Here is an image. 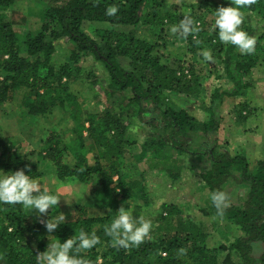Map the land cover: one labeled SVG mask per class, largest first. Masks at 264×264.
Segmentation results:
<instances>
[{
	"label": "trees",
	"instance_id": "1",
	"mask_svg": "<svg viewBox=\"0 0 264 264\" xmlns=\"http://www.w3.org/2000/svg\"><path fill=\"white\" fill-rule=\"evenodd\" d=\"M42 1L41 26L23 39L0 14V105L17 101L33 119L43 120L54 110L67 116L72 140L63 142L50 130L38 156L54 169L58 180L75 179L82 184L93 207L106 213L89 216L87 208L79 206L73 214H64L63 224L48 233L41 221L60 213L58 205L37 219L36 211L23 205L0 204V264H36V254L46 251L48 242L63 243L81 230L89 235L94 232L100 239L94 248L80 253L91 264H264V159L249 163L204 143L217 131L213 110L221 95L212 93L211 115L204 123L175 104L172 98L192 86L193 66L185 65L166 48L171 26L190 15L201 30L195 38L177 35L184 40L186 53L210 49L221 73L232 83L233 93L242 94L246 88L242 80L264 56V0L240 9L244 14L240 30L256 37L255 51L250 55H241L235 46L219 42L218 30L214 29L215 11L234 7L231 0L180 5L167 0ZM6 2L0 0L1 5ZM110 6L119 8L114 17L105 14ZM254 16L262 22L259 35L255 33ZM96 24L103 26L98 29ZM59 38L68 39L74 48L68 62L56 70L52 55ZM89 61L100 65L103 73L84 65ZM76 81L96 90L103 103L99 112L84 110L69 86ZM140 125L148 136L136 145L128 133ZM133 146L139 151L132 157ZM66 152L74 160L72 165L63 161ZM173 153L182 155L183 161L191 164L188 168L204 167L199 178L207 202L199 210L217 219L214 230L218 225L223 227L215 230L218 244L208 247L201 225L192 220L186 225L173 222L171 218L179 216L180 210L163 202L162 216L156 219L150 239L139 247L113 248L104 228L116 218L119 208L127 209L126 202L135 198L145 206L151 200L143 173L137 175L134 159L139 155L137 162L150 160V167L155 169L163 166L173 184L181 176ZM17 170H25L34 180L43 176L29 154L21 153L10 138L0 134V176ZM229 181L243 187L244 196L228 201L221 218L210 196L224 192L223 186ZM256 244L263 245L259 256L253 253ZM180 249L186 254H180Z\"/></svg>",
	"mask_w": 264,
	"mask_h": 264
},
{
	"label": "rangeland",
	"instance_id": "2",
	"mask_svg": "<svg viewBox=\"0 0 264 264\" xmlns=\"http://www.w3.org/2000/svg\"><path fill=\"white\" fill-rule=\"evenodd\" d=\"M5 1L9 3L6 2L5 6L0 4V14L14 27L20 39H23L27 33L35 34L39 30L42 23L41 12L44 8L42 0ZM167 1L173 5H180L197 3L201 0H196V2L195 0ZM253 21L255 33L259 35L262 30V22L256 16ZM94 26L100 29L103 25L96 24ZM55 44L52 64L57 70L60 65L68 62L69 54L74 46L66 38H59ZM166 48L169 53H175L172 54L173 56L183 60L185 65L193 66L192 86L190 89H184L185 93L172 98L175 104L181 106L198 123H204L209 121L211 115L210 97L212 93L216 92L221 95L213 110L218 122L217 131L210 134L204 143L209 147L216 146V152L241 156L249 163L264 159V56L260 64L242 80V83L246 85L242 94H234L232 83L221 73L217 61L212 59V62H208L204 59L202 53L210 52V49L204 47L197 50L194 55H190L186 53L184 40L177 35H171L170 32ZM84 65H91L103 73L100 65L94 66L92 61L85 62ZM101 79L103 80V78ZM69 86L71 92L80 99L84 110L97 113L103 108V103L99 102L101 97L95 89L89 88L82 81H76ZM24 112L17 101L0 105V134L10 138L21 153L29 154L30 160L39 164L43 176L35 181L40 184L41 190L60 198L58 206L61 212L58 214H73L79 206L87 208L89 216L105 214L106 210L102 211L93 207L89 193L82 184L75 179L58 180L54 169L43 162L42 157L38 156L50 130L56 131L58 138L63 142L72 140V124L67 116L54 110L45 119L40 120L29 118ZM128 135L136 141L137 145L148 136V131L140 125L131 128ZM130 149L132 157L139 151L134 146ZM138 157L139 155L134 159L135 170L137 175L143 173L142 176L145 177V184L148 187L147 195L151 200L147 206L143 205V201L139 198L129 200L126 202L128 205L126 210L134 218L144 216L145 219L151 221L152 227H155L157 226L156 219L162 216L160 205L163 202L174 204L180 210V214L173 216L172 221H179L181 225H186V221L192 220L194 224L201 225L207 237V246L215 247L218 244L215 230L221 231L223 227L218 225L214 230L213 224L217 219L205 216L199 210L207 202L206 192L199 178L204 167L197 165L188 168L186 166H191V164L185 163L182 155L173 153L172 157L175 158L173 160L176 161V167H180L181 176L171 184L165 175L163 166L158 169L151 168L150 160L143 159L137 162ZM63 161L65 164L72 165L74 160L66 152ZM89 161L92 164V155H89ZM223 188L224 192L228 194L229 202L244 196V188L236 186L232 181L227 182ZM262 250L263 245L261 244H256L253 247L255 256H259Z\"/></svg>",
	"mask_w": 264,
	"mask_h": 264
},
{
	"label": "clouds",
	"instance_id": "3",
	"mask_svg": "<svg viewBox=\"0 0 264 264\" xmlns=\"http://www.w3.org/2000/svg\"><path fill=\"white\" fill-rule=\"evenodd\" d=\"M196 2V0H195ZM257 0H231L234 7H220L215 11L214 29L218 30L219 42L235 46L241 55L252 54L255 51L256 37L249 36L245 31L240 30L244 22V14L241 8H250L256 4ZM118 6H110L106 9V15L116 16ZM200 27L190 15L183 16L178 24L170 28L171 35H179L186 39L189 35L200 32ZM204 59L212 62L210 52L202 53ZM35 194V195H34ZM213 206L217 210V215L223 217L225 209L228 207V195L222 191L213 192L210 196ZM60 198L56 195L41 193L40 184L25 174V170H17L11 175L0 176V204L16 205L20 204L26 208L35 210L37 219L48 215L49 209L56 208ZM118 215L104 228L105 235L111 238V246L117 249H129L139 247L150 239L152 223L144 216L134 218L123 206L117 211ZM65 216L56 214L51 220L41 221L48 233H52L57 227L63 224ZM98 243L99 237L93 232L91 235L81 230L78 235L60 241L49 243L46 251L36 254V264H91L88 259L82 258L80 253L91 250ZM180 254H186L185 249L179 250Z\"/></svg>",
	"mask_w": 264,
	"mask_h": 264
}]
</instances>
